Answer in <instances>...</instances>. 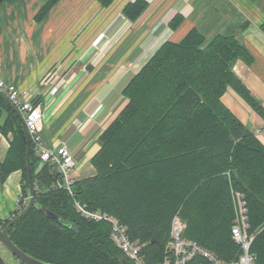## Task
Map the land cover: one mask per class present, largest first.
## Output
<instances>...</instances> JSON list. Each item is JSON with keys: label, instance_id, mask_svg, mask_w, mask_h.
Listing matches in <instances>:
<instances>
[{"label": "trees", "instance_id": "obj_1", "mask_svg": "<svg viewBox=\"0 0 264 264\" xmlns=\"http://www.w3.org/2000/svg\"><path fill=\"white\" fill-rule=\"evenodd\" d=\"M57 1L49 0L36 18ZM98 1L108 7L115 0ZM147 7L146 0L129 1L123 14L135 21ZM183 19L176 14L170 27L177 29ZM260 29L264 33V22ZM238 59L253 61L235 35L208 39L192 28L179 40L164 41L125 87L127 103L101 134L92 157L96 174L77 179L73 194L59 185L54 165L39 167L31 141L35 203L9 228L12 241L52 264H132L112 241L110 224L82 216L74 204L79 200L123 223L151 264L163 257L178 212L187 224L186 237L229 261L239 252L231 234L234 191L242 196L249 232L255 234V264H264V144L222 101L232 87L264 117V106L234 71ZM0 131L10 139L0 180L21 169L23 192L30 196L26 133L1 97ZM19 213L0 220V228Z\"/></svg>", "mask_w": 264, "mask_h": 264}, {"label": "crops", "instance_id": "obj_2", "mask_svg": "<svg viewBox=\"0 0 264 264\" xmlns=\"http://www.w3.org/2000/svg\"><path fill=\"white\" fill-rule=\"evenodd\" d=\"M49 0H4L0 5V78L36 99L44 111L39 131L50 149L65 145L75 156L78 179L92 177V157L100 136L127 103L124 89L168 40L197 28L208 39L235 35L252 55L238 59L234 71L264 106V0H146L135 21L125 17L129 1L102 7L98 0H58L38 20ZM183 16L177 29L169 25ZM122 30L116 37V32ZM58 85L56 93H51ZM224 104L249 128L264 117L228 87ZM264 144V132L257 135ZM10 139L0 131V164ZM37 152V151H36ZM39 155V152H37ZM21 169L0 180V220L10 218L24 195Z\"/></svg>", "mask_w": 264, "mask_h": 264}, {"label": "built area", "instance_id": "obj_3", "mask_svg": "<svg viewBox=\"0 0 264 264\" xmlns=\"http://www.w3.org/2000/svg\"><path fill=\"white\" fill-rule=\"evenodd\" d=\"M57 90L58 85H53L50 92L53 94ZM0 92L6 95L21 113L35 150L39 152V167L41 168L45 164L54 165L57 163L56 170L60 174L59 185L73 194L72 187L78 179L74 172L75 156L65 145L58 146L56 149H50L44 145L39 131V124L44 118L41 104L36 99H30L27 93L22 94L15 84L6 82L1 78ZM254 131L256 135L261 134L264 132V125L254 128ZM233 195L235 197L236 217L231 227V234L234 241L239 245L236 258L229 261L224 260L213 250L194 239L186 237L187 224L178 212L171 221L170 237L165 246L164 255L152 264H255L257 256L252 251L255 234L249 232L247 209L241 194L233 191ZM29 200L30 196L22 195L18 200L15 211L21 212ZM74 204L77 211L87 219L105 221L110 224L112 241L133 264H151L143 252V244L132 240L127 227L115 216L101 209H91L79 200H75Z\"/></svg>", "mask_w": 264, "mask_h": 264}, {"label": "water", "instance_id": "obj_4", "mask_svg": "<svg viewBox=\"0 0 264 264\" xmlns=\"http://www.w3.org/2000/svg\"><path fill=\"white\" fill-rule=\"evenodd\" d=\"M0 97L3 98L12 108L13 110L19 115L22 121V125L24 127L26 138H27V152H26V160H27V173H28V180H29V189H30V200L28 204L25 206V208L17 215L15 216L9 224L3 228L0 229V242L3 244V246L10 252L12 256H14L17 260H19L22 264H52L45 261H42L40 259H37L33 257L32 255L26 253L21 248H19L10 238L9 236V228L21 217L26 215L31 208L33 207L35 203V193H36V186L34 183L33 178V172H32V166H31V139L30 134L27 130V127L25 125L24 119L19 112V110L16 108V106L13 105V103L7 98L6 95L0 92ZM57 169V163L54 164ZM0 264H10L8 263L5 258L0 254ZM124 264H128L126 260H124Z\"/></svg>", "mask_w": 264, "mask_h": 264}, {"label": "rangeland", "instance_id": "obj_5", "mask_svg": "<svg viewBox=\"0 0 264 264\" xmlns=\"http://www.w3.org/2000/svg\"><path fill=\"white\" fill-rule=\"evenodd\" d=\"M122 30H119L116 32V37L117 36H122L121 35ZM119 36V37H120ZM0 254L5 258V260L10 263V264H22L19 260H17L14 256L10 254V252L3 246V244L0 242ZM131 261V260H130ZM133 264V262L131 261Z\"/></svg>", "mask_w": 264, "mask_h": 264}]
</instances>
